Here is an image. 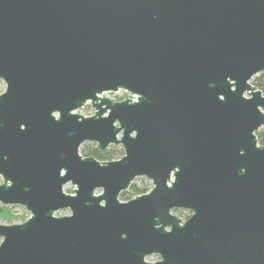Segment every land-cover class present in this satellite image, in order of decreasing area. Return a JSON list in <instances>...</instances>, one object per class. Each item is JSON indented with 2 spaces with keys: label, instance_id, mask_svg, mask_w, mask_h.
Returning <instances> with one entry per match:
<instances>
[{
  "label": "water",
  "instance_id": "water-1",
  "mask_svg": "<svg viewBox=\"0 0 264 264\" xmlns=\"http://www.w3.org/2000/svg\"><path fill=\"white\" fill-rule=\"evenodd\" d=\"M261 72L264 0H0V264H264Z\"/></svg>",
  "mask_w": 264,
  "mask_h": 264
},
{
  "label": "rangeland",
  "instance_id": "rangeland-1",
  "mask_svg": "<svg viewBox=\"0 0 264 264\" xmlns=\"http://www.w3.org/2000/svg\"><path fill=\"white\" fill-rule=\"evenodd\" d=\"M259 74V73H258ZM257 74V75H258ZM256 76V75H255ZM253 76V78L255 77ZM251 79V83L252 80ZM253 84V83H252ZM5 89V83L0 79V93L3 92ZM264 95V94H263ZM101 96H105L111 100H120L119 98L122 97V99L126 98V97H134L131 96L128 92L124 91V90H118L116 92H104L103 94H101ZM77 112H79L80 114L84 115V116H89L92 115L94 113V108L91 106L90 102H87L83 107H81L80 109L77 110ZM97 144L95 142H84L81 147L79 152L81 153V148H83L84 146H96ZM116 147L118 148H122L121 145H110L109 147ZM108 147V148H109ZM122 156V155H121ZM120 158V157H118ZM117 159V158H116ZM0 183H2V178L0 177ZM131 184H134L136 187L138 188H143L146 189L145 192H147L151 187H152V183L151 180H149L148 178L144 177V176H139L136 177ZM75 188V185L71 184L70 182H68L65 186H64V191L66 193H72V190ZM101 190L97 189L96 193H99ZM129 190L126 189L125 192L126 195L122 196L121 193L119 195V199L120 200H127L129 198L134 197V195L130 192H128ZM1 205V204H0ZM10 213H11V217L10 218H4L3 216H0V224H13V223H20L22 221H24L26 218L29 217V212L26 211V209L20 205H12V206H8ZM175 215L179 216L181 219L185 220L189 215H190V211L188 210H181V209H175L172 211ZM65 214H69V210L67 208L61 209L59 211L56 212V215H65ZM1 237H0V242H1ZM159 259V256L156 254H152L150 256L147 257L148 261H156Z\"/></svg>",
  "mask_w": 264,
  "mask_h": 264
},
{
  "label": "trees",
  "instance_id": "trees-1",
  "mask_svg": "<svg viewBox=\"0 0 264 264\" xmlns=\"http://www.w3.org/2000/svg\"><path fill=\"white\" fill-rule=\"evenodd\" d=\"M252 83L257 86V88H259L264 94V72L256 75L253 78ZM119 99H122V97H120ZM256 137L259 144L264 143V127H261L258 131H256ZM81 154L83 156L92 155L98 160H112L121 157V155H123V150L122 148L117 149L116 147L112 146L105 149L104 151H100L97 145L90 148L89 146H84L83 148H81ZM128 190V192L132 193L134 196L145 193L146 191V189L138 188L134 184H130ZM121 195L125 196L126 193L122 192ZM0 216H3L4 218H10L12 216L8 206L0 205Z\"/></svg>",
  "mask_w": 264,
  "mask_h": 264
}]
</instances>
